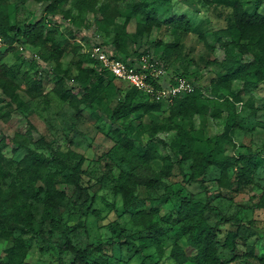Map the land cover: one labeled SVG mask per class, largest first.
<instances>
[{
  "label": "rangeland",
  "instance_id": "374dc122",
  "mask_svg": "<svg viewBox=\"0 0 264 264\" xmlns=\"http://www.w3.org/2000/svg\"><path fill=\"white\" fill-rule=\"evenodd\" d=\"M4 1L9 23L18 28L31 22L33 15L39 18L42 14L43 7L28 0ZM211 1L67 0L55 15L48 16L47 24L53 30L48 42L63 50L57 64L49 61L47 44L36 49L18 44L14 52L0 61V136L7 139L0 160V191L30 183L29 175L17 168V163L30 152L49 156L53 151L63 154L64 159L75 154V159L69 158L67 162L73 166L80 158L85 160L82 165L88 166V174L81 180L89 188V197L94 199L91 208L98 211V218L90 214L80 217L78 209L83 199L78 198L73 187L61 183L65 171L50 167L42 170L41 175L54 174L57 188L64 195L55 216L69 226L79 219L84 222V228L71 236L76 248L101 243V255L110 264H174L169 251L181 239L175 219L177 197L191 195L195 201L210 199L214 211L207 214V220L211 226L221 216L241 225L235 253L238 259L232 261V254L219 250L222 260L244 264L242 254L254 245L264 255V208L259 207L264 190V73L255 74L240 67L252 60L264 65V32L248 35L241 43L245 48L243 55L224 46L222 42H228L227 38L217 42L214 38L217 30L233 27L232 14L229 9L209 4ZM137 2L147 5L148 20L133 13L132 6ZM241 3L248 12L257 10L264 15V0H241ZM183 14L190 19V33L177 32L163 24L172 16ZM144 24L151 25V33L137 34L136 26ZM122 28L127 32L122 43L127 55L147 52L155 60L163 59L164 86L177 77L188 80L196 88L193 95L196 110L174 117L164 104L147 114L128 113L127 108L114 113L130 89L103 75L84 52L101 44L113 54V38ZM172 45L177 50L168 52L167 46ZM5 48L1 46L0 51ZM79 63L87 72H94L86 74L83 84L77 79ZM3 67L6 72L2 71ZM60 78L66 80L76 96L88 87L89 96L80 105L82 117L58 98ZM133 103L141 102L135 98ZM202 106L214 107L220 114L205 115ZM26 121L37 133L12 152L10 138L14 133L26 132ZM178 127L193 138L195 147L201 151H207L215 136L225 132L233 144L229 148L236 156L252 155L257 161L253 185L243 187L237 195L229 194L218 188V172L214 168L209 169L203 186L189 183L186 177L189 165L177 168L163 146L177 141ZM38 135L42 136L39 142ZM162 167H170L169 176L161 174ZM124 181L137 199L135 208L126 213L122 208ZM41 188L40 182L33 185L32 190L39 192V197L29 202L34 229L56 242L57 233L50 232L48 224L41 220ZM164 193L169 197L167 203L161 199ZM154 208L158 214L151 222L143 216H134L136 211ZM235 228L236 225L229 224L220 226L219 240ZM19 235L28 248L24 264L58 263V252L52 244L18 230L12 232V238ZM147 236L153 240V247L139 256L120 246L126 237L137 243L138 238ZM10 246L11 240L0 239V252ZM69 258L64 255L62 260L68 262Z\"/></svg>",
  "mask_w": 264,
  "mask_h": 264
},
{
  "label": "trees",
  "instance_id": "16d2710c",
  "mask_svg": "<svg viewBox=\"0 0 264 264\" xmlns=\"http://www.w3.org/2000/svg\"><path fill=\"white\" fill-rule=\"evenodd\" d=\"M28 1L41 5L43 7L42 14L39 18L33 15L34 18L31 22L25 24L23 28H18L9 23L7 5L4 0H0V39L6 46L4 50L0 51V61L3 60L8 53L14 52L18 44H24L32 49L47 44L49 61L53 64H57L63 57V50L53 42H48L49 38L53 36V30L49 28L46 19L50 15H55L59 7L67 0ZM209 4L222 6L231 11L233 27L217 30L214 33V38L217 42H221L222 39L227 38L228 42H222L224 46H230L236 49L240 55L245 53L244 45L241 43L246 40L249 34L258 32L261 35L264 32V15L257 10L248 12L243 7L241 0H212ZM132 11L135 14L145 16L147 20L149 19V11L145 3H135L132 6ZM163 24L172 27L177 32L185 34L190 33L192 30L190 19L185 14L172 16L170 19L165 20ZM135 31L137 34H141L143 31L148 35L151 33V25L144 24L143 26H136ZM126 35L127 32L122 28L113 38L112 44L115 49L113 55L116 58L131 60L140 55H149L147 52H133L127 55L122 44ZM166 50H168V52H174L177 50V47L176 45L167 46ZM157 60L161 62L164 68L163 59L157 57ZM98 67L101 69L103 75L116 81L99 65ZM240 67L249 72H254L255 74L260 72L264 73V65H259L255 60L245 63L243 66L240 65ZM2 71L6 72L7 70L3 67ZM77 71V79L80 84L85 83L87 73H94L93 71L87 72L81 63L77 64ZM58 85L60 88L58 98L73 108L78 117H82L80 105L83 102L82 99L89 96L88 87L85 86L80 91V97L72 92L73 88L68 87L64 78L59 79ZM129 89L130 92L124 96L123 102L119 103L114 109V113H116L118 109L127 108L128 113L142 112L147 114L159 110L160 106L165 104L149 101L135 89L130 87ZM194 89L196 90V88ZM195 90L190 95L174 98L171 104H165L171 109L174 117H181L188 111L196 110L197 104L193 99ZM135 98H138L141 103L134 104L133 101ZM201 109H203L205 115L218 116L220 114L214 107L202 106ZM26 123L27 130L24 134L14 133L10 138V142L14 146L12 152H15L22 146L23 140L28 137L33 138V135L37 133V130L30 122L26 121ZM175 137L177 141L172 145L163 144V146L167 149L172 163L175 164L177 168L180 169L183 164L189 165V172L186 175L189 183L203 186V181L209 169L214 168L218 172V178L216 180L218 188L224 189L229 194L237 195L241 192L243 187L253 185L257 161L252 155L236 156L232 149L229 148L233 144L225 132L215 136L214 141L207 151L198 150L195 147L193 138L179 127L176 128ZM40 140H42V136L38 135L37 141L39 142ZM6 142L7 139L5 136H0V160L3 158L2 148ZM146 152L148 153V150H146ZM75 157V154H70L64 159L63 154L53 151H51L49 156L30 152L17 163V168L29 175L30 183L20 184L17 187L9 186L6 191H0V239L3 241L11 240V246L0 252V264H24V260L28 254V248L21 235L12 238V232L15 230L20 231V233L24 235H31L43 243L52 244L58 252L57 264H110L108 259L101 255L103 244H88L83 249H78L74 246L71 236L84 228V222L79 219L76 224L69 226L65 223L63 224L61 220L55 216L56 211L64 201V195L57 188L58 182L54 174L47 173L45 176L41 175L42 170L50 167H56L65 171L61 183L73 187L78 193V198L83 199L78 209L80 217L85 214H90L98 218V211L91 208L94 199L93 197H89V188L87 186L84 187L81 180L83 175L88 174V166L86 165L84 167L82 165L85 160L80 158L73 166L67 162L69 158L75 159ZM161 174L164 177L169 176L170 167H162ZM153 180L159 183V179L156 177H154ZM37 182L42 184L40 190L43 204L41 220L48 224L50 232L55 231L57 233L58 241L56 242H51L48 236L34 229L35 219L31 214L29 202L37 200L39 197V192L36 193L32 190L33 185ZM121 191L122 208L124 213H126L135 208L137 199L126 185L125 181L121 186ZM161 199L165 203L169 201V197L165 193ZM259 207L264 208V190L261 195ZM212 211H214V209L211 207L210 199L201 202L195 201L191 195L177 197L175 219L181 233V239L173 243L169 251V259L174 264H229L228 261L220 258L219 250L227 251L232 254V261L238 259L235 253L238 241L241 238L240 223L221 216L219 221L211 226L208 223L207 214ZM157 214L158 211L154 208L144 212L136 211L134 216L137 218L143 216L144 219L151 222L153 216ZM226 224L231 226L236 225V228L234 230H229L221 241L218 237L220 233L219 227ZM151 228L152 227L149 226L148 230ZM122 233H124V230H122ZM120 246L127 247L132 252L133 256H139L153 247V240L150 236L140 237L137 243H135L131 241L130 238L126 237L120 242ZM64 255L70 256L68 262L62 260ZM241 257L243 258L244 264H264V255H260L257 245L248 248Z\"/></svg>",
  "mask_w": 264,
  "mask_h": 264
},
{
  "label": "built area",
  "instance_id": "2783aa9c",
  "mask_svg": "<svg viewBox=\"0 0 264 264\" xmlns=\"http://www.w3.org/2000/svg\"><path fill=\"white\" fill-rule=\"evenodd\" d=\"M1 46L5 45L0 39ZM84 53L116 81L135 89L149 101L171 104L174 98L194 92L188 80L177 77L164 86L165 71L161 63L149 55L121 60L108 53L101 44L93 45Z\"/></svg>",
  "mask_w": 264,
  "mask_h": 264
}]
</instances>
